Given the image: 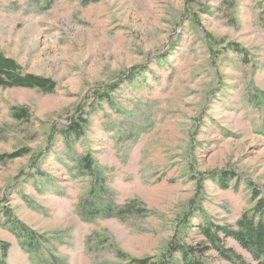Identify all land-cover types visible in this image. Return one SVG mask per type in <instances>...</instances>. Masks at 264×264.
Masks as SVG:
<instances>
[{"label": "rangeland", "instance_id": "374dc122", "mask_svg": "<svg viewBox=\"0 0 264 264\" xmlns=\"http://www.w3.org/2000/svg\"><path fill=\"white\" fill-rule=\"evenodd\" d=\"M0 50L57 83L0 87V264H177L264 200V0H0Z\"/></svg>", "mask_w": 264, "mask_h": 264}, {"label": "trees", "instance_id": "16d2710c", "mask_svg": "<svg viewBox=\"0 0 264 264\" xmlns=\"http://www.w3.org/2000/svg\"><path fill=\"white\" fill-rule=\"evenodd\" d=\"M135 68L133 71H135ZM57 83L51 78L28 73L15 59L8 57L0 50V87L2 88H32L43 93H53L56 90ZM12 116L17 120H27L30 112L26 107H13ZM71 122L69 133L75 130L79 131V123ZM74 124V125H72ZM79 124V125H78ZM25 155L22 150L11 153H3L0 155V163ZM93 159L91 155L82 158V169L92 177L99 181V177L93 168ZM35 165V163H33ZM227 176V173H225ZM228 177V176H227ZM227 177L222 181H226ZM224 183V182H223ZM255 199L257 194L255 193ZM259 195V194H258ZM217 231V232H216ZM208 244L205 246H196L193 244H184L178 246L175 253L179 254L177 264H207L205 252L214 247L219 255L227 261L246 264L242 256L234 252L231 248L224 245V238L231 237L239 241L242 246L252 254L254 260L259 264H264V200H259L252 211H246L237 222V229L232 230L227 226H217V230L210 228L203 230ZM219 233L223 234V237ZM202 247V248H199ZM9 244L0 242V255L7 256ZM169 260L166 264H172L174 254L168 252ZM139 264H145L147 259H138ZM161 264V263H158Z\"/></svg>", "mask_w": 264, "mask_h": 264}]
</instances>
